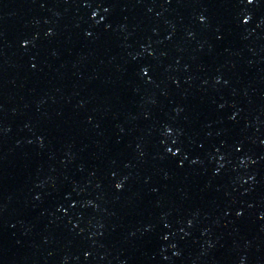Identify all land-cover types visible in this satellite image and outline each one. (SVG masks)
Masks as SVG:
<instances>
[{
	"label": "water",
	"instance_id": "obj_1",
	"mask_svg": "<svg viewBox=\"0 0 264 264\" xmlns=\"http://www.w3.org/2000/svg\"><path fill=\"white\" fill-rule=\"evenodd\" d=\"M41 0H0V69Z\"/></svg>",
	"mask_w": 264,
	"mask_h": 264
},
{
	"label": "snow or ice",
	"instance_id": "obj_2",
	"mask_svg": "<svg viewBox=\"0 0 264 264\" xmlns=\"http://www.w3.org/2000/svg\"><path fill=\"white\" fill-rule=\"evenodd\" d=\"M247 4L252 5L253 3H255V0H246ZM95 15V14H94ZM251 19V17H249L248 19L244 20V23L247 24L249 22V20ZM201 22H204V18H201ZM143 71V75L145 77L149 76V72L147 70H142ZM169 135L171 134L170 132L168 133ZM173 143H176L175 141ZM168 152L171 153L173 156L177 155L179 152V149L177 150V152H173L172 149H168ZM195 162V161H194ZM182 166V165H181ZM117 189H121L122 185L121 184H117L116 185ZM238 215H242V213H237Z\"/></svg>",
	"mask_w": 264,
	"mask_h": 264
}]
</instances>
